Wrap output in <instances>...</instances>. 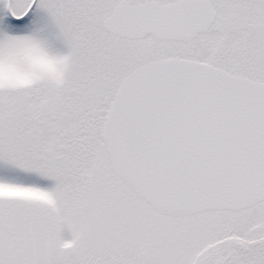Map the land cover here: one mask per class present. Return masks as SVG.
<instances>
[{"label": "snow or ice", "instance_id": "obj_1", "mask_svg": "<svg viewBox=\"0 0 264 264\" xmlns=\"http://www.w3.org/2000/svg\"><path fill=\"white\" fill-rule=\"evenodd\" d=\"M0 264H264V0H0Z\"/></svg>", "mask_w": 264, "mask_h": 264}]
</instances>
